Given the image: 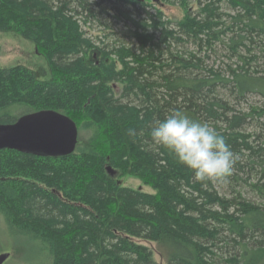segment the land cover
<instances>
[{"label": "trees", "instance_id": "1", "mask_svg": "<svg viewBox=\"0 0 264 264\" xmlns=\"http://www.w3.org/2000/svg\"><path fill=\"white\" fill-rule=\"evenodd\" d=\"M220 1L197 0L192 12L180 0L184 14L173 21L159 8L146 10L145 0H0V31L33 42L54 72L38 80L24 66L0 67V123L53 110L77 128L68 155L0 149V212L9 227L43 243L48 264H157L134 239L156 242L164 264H264V205L228 198L218 182H195L150 136L179 109L225 137L236 157L227 183L256 164L264 172V103L245 111L229 103L249 93L264 99V76L239 53L264 36V0H224L227 15ZM104 3L118 6L113 18L131 22L135 46L113 40L110 26L94 37L83 28L93 9L108 11ZM188 42L198 52L172 47ZM215 42L242 61L226 78L201 65L207 56L199 53ZM253 120L261 134L244 132ZM80 130L88 131L84 140ZM118 175L152 191L122 185Z\"/></svg>", "mask_w": 264, "mask_h": 264}, {"label": "rangeland", "instance_id": "2", "mask_svg": "<svg viewBox=\"0 0 264 264\" xmlns=\"http://www.w3.org/2000/svg\"><path fill=\"white\" fill-rule=\"evenodd\" d=\"M200 1L203 2L204 0ZM145 2L150 4V6H145L146 10L152 11L154 7L159 8L166 18L173 21L183 17L184 10L180 6V0H145ZM186 3L192 12H195V10L201 6L198 4L197 0H186ZM104 6L108 11L93 9L96 16L88 19L87 24L84 25L83 28L88 34L94 37L101 34L99 29L104 25L110 26L115 32H118L117 35H113V40H118L129 46L134 44L135 46V43H133V37H130L126 31L127 28H132L131 22L126 21L124 18H113V15L116 14L114 8L118 7L115 4L104 3ZM218 8L220 13L226 15L232 14L230 12L231 9L229 8V4L224 0L219 2ZM226 15H223V20H228ZM144 16L145 15L141 13L140 17L143 18ZM132 17L136 18L137 15H133ZM105 32H109V30H106ZM221 38L222 41H227L226 34H223ZM95 42L99 44L96 40ZM249 46L248 49L240 48L241 51L239 50V53L245 57V67L249 70H256L259 74L264 76V36H258L253 44H249ZM172 47L179 51L198 52L197 46L191 42L182 43L179 44V46L172 45ZM202 50H205V48ZM205 53L207 57H203L201 65L205 66V68L212 66L213 68L220 70V73L224 78L227 77V71L229 68L235 67L236 64L239 65L242 62L220 42H215L212 45L211 50L200 52L199 56H204ZM252 56L255 58L252 59ZM97 57V55L92 54V59L97 60ZM16 65L24 66L33 71L38 80H51L54 77V72L50 68L48 61L33 42L21 37L14 31H0V67L8 68ZM217 86L218 90L224 94L225 91L219 88L220 85ZM114 87L116 92L120 91V85L114 84ZM229 103L237 104L235 105L236 108L245 111L251 106L257 108L262 107L264 99L258 94L249 93L243 100L239 101V103L231 98ZM261 118L259 120H261ZM243 129L245 133H262V128L257 127L255 120L249 121ZM87 132L88 131L84 130L79 131V137L81 140H84V138L89 135ZM113 176H117V173L115 172ZM118 179L122 185L131 186L143 191H152L149 186L143 184L138 178L118 175L117 180ZM217 188L221 194H225L228 198L236 201H246L255 205H264V172L261 173V168L258 167L257 164L256 166H253L250 171L248 170L247 174H242V178L238 181L219 183ZM134 241L148 247L152 253L153 260L157 262V264L165 263L164 257L162 256L156 242L143 239H134ZM4 252H7L9 257L3 264L49 263V255L43 243L38 238L32 237L28 233L19 232L12 227H9L8 221L0 212V253Z\"/></svg>", "mask_w": 264, "mask_h": 264}, {"label": "clouds", "instance_id": "3", "mask_svg": "<svg viewBox=\"0 0 264 264\" xmlns=\"http://www.w3.org/2000/svg\"><path fill=\"white\" fill-rule=\"evenodd\" d=\"M152 141L192 171L195 182H226L236 157L225 137L206 121L174 109L150 130Z\"/></svg>", "mask_w": 264, "mask_h": 264}, {"label": "water", "instance_id": "4", "mask_svg": "<svg viewBox=\"0 0 264 264\" xmlns=\"http://www.w3.org/2000/svg\"><path fill=\"white\" fill-rule=\"evenodd\" d=\"M77 143V128L66 115L41 110L20 116L12 124L0 123V149L44 156H63L72 153ZM107 172L113 176L109 166ZM9 254L0 253V264Z\"/></svg>", "mask_w": 264, "mask_h": 264}]
</instances>
